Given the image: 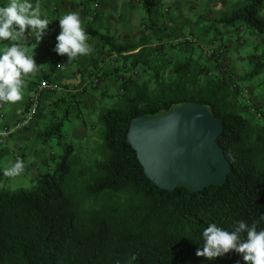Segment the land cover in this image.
Segmentation results:
<instances>
[{"label": "trees", "instance_id": "trees-1", "mask_svg": "<svg viewBox=\"0 0 264 264\" xmlns=\"http://www.w3.org/2000/svg\"><path fill=\"white\" fill-rule=\"evenodd\" d=\"M231 1L239 6L219 22H242L264 40V0ZM82 2L94 3L95 20L100 4ZM153 41L144 37L112 48L120 56L139 49L123 57L129 71L140 67L142 73L99 113L101 131L91 135L89 152L68 145L54 165L38 172L32 187L0 189V264H247L235 252L211 261L196 252L210 223L229 230L240 220L264 227V111L248 87L222 71L224 49L209 55L192 39H173L169 46L180 42L187 50L174 60L166 42L154 47ZM58 56L63 65L65 57ZM257 65L253 77L264 71L262 60ZM238 88L248 90L251 101ZM191 101L223 121L219 143L232 172L223 186L200 192L161 190L127 140L130 122Z\"/></svg>", "mask_w": 264, "mask_h": 264}, {"label": "crops", "instance_id": "crops-1", "mask_svg": "<svg viewBox=\"0 0 264 264\" xmlns=\"http://www.w3.org/2000/svg\"><path fill=\"white\" fill-rule=\"evenodd\" d=\"M186 1L188 0H143L136 4L135 0H97L100 7L98 17L94 20L92 15L94 3L88 4L82 0H32L34 5L38 4L42 16L48 18L51 23L42 41L36 37L35 33H28L27 31L21 35L18 41H13V43H24L30 54L35 55L36 53L35 60L38 71L26 79L22 98L19 101H0V132L3 130L11 131L9 136H0V174L4 173L5 177L10 176L6 174V170L11 168L19 159L23 161L24 165L23 171L19 174L21 176L27 174L34 182L36 181L38 172L44 171V168L48 167V158L53 159L56 156V153L51 151L50 157H46L49 143L44 141L46 136H43V133L45 131H38V127L41 126V129L47 131L50 127L49 123L52 122L48 121V109H50L49 113L53 117L55 108L62 103L67 108V115L71 111H75L76 108L79 120L84 116L83 110L88 112L91 120L84 119L83 123L77 125V128H80L78 130L80 137H82L84 127L91 130L90 134H94L93 131L96 130L94 121L97 122L99 113L113 102L114 96L123 92L124 84L130 78H135L141 71L140 67L134 72L129 71V66L125 62L127 60L123 57L137 53L139 49L120 56L112 48L137 44L144 37L153 38L154 47L163 42L169 44L176 38H173V33L187 32L185 26L196 21H193L186 14ZM201 1L206 3L211 11L214 1ZM7 2L8 0H0V5ZM217 2L216 7L219 9L217 17L219 19L215 18V20L220 24L219 20L230 16L234 7L231 0H217ZM142 4L144 6H141ZM67 12L79 14L82 26L88 34L87 42L91 45L92 51L70 61L67 55H64L65 61L62 68H57L59 56L53 49L56 44V36L60 32L58 19ZM204 15L205 13L200 14V18L196 21V24L200 25L196 29L197 35L194 36L197 41L202 43L208 37L209 32V30L206 32L207 27L205 29L207 35L203 33L202 24L205 23L209 26L211 20ZM213 24L212 22L211 25ZM235 27L237 32H239V28L240 31L243 30L241 24ZM226 33L230 36L229 40L227 43H222L220 48L228 54L232 50L231 47L238 49L240 45L238 44V37L236 38L237 43L231 40L234 31L228 30ZM9 43V41L0 42V49ZM202 43L198 44L202 46ZM212 45H215V49L219 48L216 39L212 41ZM171 47L174 49L173 51L169 47L165 48L174 60L180 59V55L184 56L187 52L186 47L178 48V51L175 50L177 49L176 45ZM227 60L232 63L229 74L236 77L237 74L233 67L235 62L228 55ZM43 79L49 80L51 88L41 96V107L36 120L27 126H23L29 100L36 85ZM95 79L99 81L96 86H94ZM249 89L253 93L255 104L262 107L259 104L264 105L262 96L255 94L254 87ZM27 142H33L35 145L30 154L24 152V146Z\"/></svg>", "mask_w": 264, "mask_h": 264}, {"label": "clouds", "instance_id": "clouds-1", "mask_svg": "<svg viewBox=\"0 0 264 264\" xmlns=\"http://www.w3.org/2000/svg\"><path fill=\"white\" fill-rule=\"evenodd\" d=\"M60 32L56 36L53 51L72 60L92 51L89 37L77 12H67L59 19ZM51 22L43 17L40 8L32 0H8L0 5V42L10 43L0 49V101L16 102L22 98L26 79L35 75L38 65L35 55L18 41L22 34L35 33L42 41ZM30 29V31H28ZM23 161L17 160L6 170L7 175L23 171ZM264 220V214L261 215ZM202 247L196 255L214 260L235 252L247 264H264V227L249 226L244 220L234 222L232 230L208 224L202 231Z\"/></svg>", "mask_w": 264, "mask_h": 264}, {"label": "water", "instance_id": "water-1", "mask_svg": "<svg viewBox=\"0 0 264 264\" xmlns=\"http://www.w3.org/2000/svg\"><path fill=\"white\" fill-rule=\"evenodd\" d=\"M223 133L221 118L191 101L166 114L134 118L127 140L159 189L200 192L223 186L232 172L219 143Z\"/></svg>", "mask_w": 264, "mask_h": 264}, {"label": "rangeland", "instance_id": "rangeland-1", "mask_svg": "<svg viewBox=\"0 0 264 264\" xmlns=\"http://www.w3.org/2000/svg\"><path fill=\"white\" fill-rule=\"evenodd\" d=\"M141 1L143 0H139V1L135 0V3L136 4L141 3ZM207 1L209 2V0ZM212 1H214V3L211 6V11L208 9V5H206V3L202 2L201 0L186 1V5H187L186 14L190 18H192L193 21L195 20L197 21V19L200 18V14H204V13L206 15V16L204 15L205 17H209V19H211L209 26H207L205 23L202 24L203 33H205V29L207 27L208 28L206 29V32L209 30L208 37L205 38L206 40L203 43L197 41L196 37H194L197 35L196 29L200 25V24H196V21L190 24H187L185 26V31L187 32L173 33L174 34L173 38L176 37L175 38L176 41H178V39H182V40L192 39L196 41L194 46H197L198 43H202L203 48H206L207 51H212L215 48V45H212V41L214 39L217 40V46L220 48V45L222 43H227L229 40L228 38L230 36L226 32L228 30H230L231 32L234 31V34H232L231 40L237 43L236 38L239 37L240 42L238 44L240 45V47L238 49L231 47L232 50H230L228 54L226 51H224L226 55L225 58L227 59V55H228L229 58L235 62L233 67L237 74L236 77L238 78L237 80L238 83L241 86L243 85L248 88L254 87L255 94L257 96L258 95L262 96V98L264 99V71H262L258 75H255L254 77L251 76L252 72L256 69L258 60H262L264 63L263 37L260 34L253 32V29L248 28L242 22L237 23L238 25L241 24L243 26V30L239 32L236 31V27L234 25H225L224 23H220V24L217 23L215 18L219 19V17H217L219 9H217L216 7L218 2L217 0H212ZM232 2H233V7L237 8L239 6V4L236 3L235 1H232ZM141 6H144V4H142ZM260 16L264 17V10L260 13ZM212 22L214 23L213 25H211ZM225 29H228V30L224 31ZM175 44L178 46L177 48H183L180 42H176ZM169 45L171 44H167L166 48L167 47L171 48V46ZM168 55H170V52L168 53ZM166 58L168 59L167 55L162 56V60H166ZM226 65H227L228 71L230 72V66H232V63H229V60H227ZM242 100L244 101V99ZM259 104L262 105V109L264 111V105L262 103H259ZM49 110L50 109H48L47 111V116L49 117L48 121H52L49 123L50 127H48L47 131L45 129H41V126L38 127V131H45L43 133V136H46L44 141L49 143V150H47L46 157H50L51 151H54L56 153V156L59 157L61 153H64L65 148L68 145H73L75 147V150L77 152H81L82 155H84L85 152H89L90 145L94 139V138L92 139L91 137L92 135L90 134L91 130L84 127L86 129L83 128L82 130L83 132L81 134L82 137H80L79 136L80 133L78 134V130L80 128H77V125L78 124L80 125L81 123H83L84 119L91 120V118L88 116L89 115L88 112L84 111L82 108L84 112L83 114L84 116H82L79 120L76 114L78 110L75 108V111H71L67 115L66 113L67 108L62 103L57 108H55L56 111H55V114H53V117L54 118L57 117V119H54L53 117H51L52 115L49 113L50 112ZM94 123L97 124L96 121H94ZM96 124L94 125V128L96 130L93 132H94V135L98 137V134L95 132H99L101 131V129H98L99 126H97ZM34 148H35V145L33 144V142L32 143L27 142L26 146H24V149H25L24 152H27V154H30L34 150ZM48 161H49V164L51 165L55 164L52 158L50 159L48 158ZM44 170H47V168H44ZM3 174H0V189H6V190L13 191V190H17L20 188H30L34 185V181L27 174L26 175L22 174L23 176H21V174H17L15 176L12 175V176H7V177H5Z\"/></svg>", "mask_w": 264, "mask_h": 264}, {"label": "built area", "instance_id": "built-area-1", "mask_svg": "<svg viewBox=\"0 0 264 264\" xmlns=\"http://www.w3.org/2000/svg\"><path fill=\"white\" fill-rule=\"evenodd\" d=\"M95 7L98 9L99 5L96 3ZM192 41H194V40H192ZM213 53H214L213 50L208 52L209 55H213ZM62 66L63 65L61 64V62H58V64L56 65L57 68H62ZM223 68H222V71L227 73V71H228L227 68H225L224 66H223ZM49 88H51V84H50L49 80H47V79L41 80L36 85V87L33 91V94L29 100V107H28L25 119L23 121V126H27L28 124H30L36 120V118L39 114V111H40V107H41V101H40L41 96ZM234 88H237L236 84L234 85ZM238 90H240L242 96H244L246 99L251 101L250 92H248V90L241 89V88H238ZM252 111L257 112L255 106L252 109ZM10 134H11V131H8V130H3L0 132V136H9Z\"/></svg>", "mask_w": 264, "mask_h": 264}]
</instances>
